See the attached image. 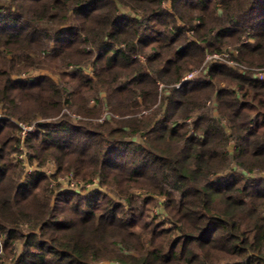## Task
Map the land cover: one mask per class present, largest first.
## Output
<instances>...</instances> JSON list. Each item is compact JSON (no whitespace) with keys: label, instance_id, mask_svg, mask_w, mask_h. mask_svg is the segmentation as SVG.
<instances>
[{"label":"trees","instance_id":"16d2710c","mask_svg":"<svg viewBox=\"0 0 264 264\" xmlns=\"http://www.w3.org/2000/svg\"><path fill=\"white\" fill-rule=\"evenodd\" d=\"M226 45L264 68V0H0L1 263L264 264V80L209 62L173 86ZM10 118L37 120L28 159L52 180L117 200L23 175Z\"/></svg>","mask_w":264,"mask_h":264},{"label":"rangeland","instance_id":"374dc122","mask_svg":"<svg viewBox=\"0 0 264 264\" xmlns=\"http://www.w3.org/2000/svg\"><path fill=\"white\" fill-rule=\"evenodd\" d=\"M232 49H235V47L233 46V45H226V46H224L223 47V49L222 50H226V51H230V50H232ZM213 54H216V53H213ZM209 55H211V54H207L206 55V57H205V60H204V62H203V64L200 66V67H198V68H195V69H193V70H191V71H188L187 73H185L184 74V76L185 75H187V74H189V73H193V72H196V71H199L201 68H203L204 67V64L205 65H207V64H209V62L207 63L206 62V58L209 56ZM238 56V54H234L233 55V59L235 60L236 59V57ZM141 59V62H144V57L142 58H140ZM235 61H237V60H235ZM221 63H223V64H225L227 67H230V68H232V69H234L235 71H238V72H243V71H247L249 68H246L244 65H242L241 63H239L238 61H237V65L235 64V65H233V66H229L228 64H227V61H225V60H221ZM71 68V67H70ZM89 70V69H88ZM249 70H251L252 71V76L254 75V73H256L257 72V70H264V68H250ZM202 72V71H201ZM89 73H90V75L92 76V74H93V71H91V70H89ZM40 75H50V76H52V78L54 79V80H58V77L56 76V75H52V74H50V72L49 71H47V70H36V71H33L32 73H31V77H37V76H40ZM183 76V77H184ZM27 76H25V74H22L21 76H20V78L21 79H25ZM253 78H255L254 76H253ZM199 79H202V78H199ZM256 79H258V78H256ZM258 80H264V78L263 79H258ZM177 83H175L173 86L175 87V85H176ZM224 85V83H220V86H223ZM166 87V85L164 84V83H162V82H158V90H159V102H160V100H161V98H162V95H164V88ZM101 97H103V95H101ZM207 105H209L211 108H212V113L215 115V116H217V111H216V107H215V105H214V101H211V102H208V104ZM65 111V113H67L68 115H70V116H72V118L74 119V120H76V119H79L80 118V116H77L75 113H71V111H69L68 109H65L64 110ZM0 113H1V111H0ZM149 114V111L148 110H142L138 115H139V117H143V116H146V115H148ZM3 115V114H2ZM3 116H5V115H3ZM109 117H115L116 119H118L119 117L117 116V115H113L110 111H105V112H103V114H102V116H101V118L98 120L99 122L101 121H103V120H105V118H109ZM76 118V119H75ZM191 119H193V118H191ZM11 122H13V123H15V120L14 119H12V118H10L9 119ZM187 122L188 123H190L191 124V120L189 119V120H187ZM23 123H25V122H23ZM26 124H28V123H26ZM222 124H223V126L226 128L227 127V123H226V121L225 120H223L222 121ZM31 126H33L34 127V131L33 132H30V133H27L26 135H25V137H24V139L22 140L20 137H21V135L18 133V131L16 132V137L18 138V139H20V141H21V146H20V149H19V151L17 152V153H15L14 155H13V160H14V162L15 163H19L21 160V169H22V172H23V175H28V174H31V172H33V171H37L38 169H40L42 172H44L45 174H46V176L47 177H50V179H51V184H50V186H52V185H55V183L56 184H64L65 185V182L67 181L66 179H68V178H66V177H73V181H74V185H75V188H78V189H83V188H85V185H87V183L85 182V181H83V180H81V179H79V178H76V177H74V176H69L68 174H66V175H64V176H60V178L58 179V180H52V178H51V176L56 172V165H55V162H53V161H48L43 167H38L37 166V161H34L33 163H30L29 162V159H28V155H29V150L27 149V147H26V143H25V141H26V139H27V137L29 136V135H31V134H33V133H35L36 132V129H37V120H35L33 123H31L30 124ZM18 128V127H17ZM19 129V128H18ZM138 139H139V137H138ZM232 147H233V144L231 143L230 145H229V150H232ZM20 156H22V159L21 158H19ZM21 159V160H20ZM66 176V177H65ZM87 188L89 187V185H87L86 186ZM94 189H100V190H102V191H104V192H106V193H108L110 196H112L114 199H116V197L112 194V193H110V191H109V188H107V187H99L98 185L97 186H95V185H93V186H91L90 188H88L87 190H94ZM132 194H134V196H135V198L137 199V201H138V204H139V206H141L142 207V202H143V200L147 197V195H146V193L144 192V191H142V190H134V191H132ZM117 200V199H116ZM155 200L157 201V202H155V206L151 209V211H150V218H155L156 219V223H159V224H163L164 225V227H166V228H170L171 227V224L169 223V221H168V218H167V215H166V212H165V210H164V208H163V206H162V204L166 201L165 200V198H161V197H156L155 198ZM9 262V261H8ZM7 263V262H6ZM0 264H2L1 263V259H0ZM7 264H10V263H7Z\"/></svg>","mask_w":264,"mask_h":264},{"label":"built area","instance_id":"2783aa9c","mask_svg":"<svg viewBox=\"0 0 264 264\" xmlns=\"http://www.w3.org/2000/svg\"><path fill=\"white\" fill-rule=\"evenodd\" d=\"M234 54H238L237 50H235V49H232L230 51L223 50L221 53L209 55L206 58V62L207 63L208 62H221V60H225V61H227V64L229 66H233L235 64L237 65V62L233 59ZM205 66L206 65L204 64V67L201 68L199 71L189 73V74L185 75L184 77H182L181 80L175 85V88L179 89L183 84L189 83V82L197 80L199 78H203L206 75ZM253 76L255 78H258V79L259 78L263 79L264 78V70H257V72L254 73ZM5 118L6 117L3 116L2 113H0V119H5ZM15 123L17 124V127L19 128L18 133L21 135L20 138L22 140L24 139V137L27 133L34 131V127L31 126L30 124H26V123L18 122V121H15ZM19 158L22 159V156H20ZM68 179H72V177H70ZM66 184H67V182H66ZM67 186L75 188L73 179L71 180V182L69 184H67Z\"/></svg>","mask_w":264,"mask_h":264}]
</instances>
